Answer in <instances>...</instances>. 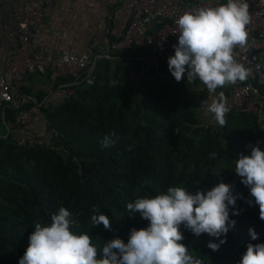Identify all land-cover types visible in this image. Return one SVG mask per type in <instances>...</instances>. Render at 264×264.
<instances>
[{"label":"trees","instance_id":"obj_1","mask_svg":"<svg viewBox=\"0 0 264 264\" xmlns=\"http://www.w3.org/2000/svg\"><path fill=\"white\" fill-rule=\"evenodd\" d=\"M111 54L117 58L98 60L84 81L67 87L70 94L62 103L41 108L47 131H58L52 144L30 147L25 137H12L13 128L6 137L3 129L0 264H19L35 224L49 226L60 207L73 214L70 230L87 233L100 250L112 239L127 243L133 228L148 227V221L126 209L136 198H154L169 187L206 193L219 183L232 185L238 196L235 208L229 206L236 223L226 243L213 252L207 245L219 240L208 234L196 237L183 226L180 243L202 264H239L248 243H264L259 206L235 174L240 154L250 156L252 147L264 151V110L240 113L229 103L226 125L220 127L214 114L206 117L199 106L209 94L206 86L198 79L188 82L187 75L177 82L168 70V57L159 58L156 68L144 46ZM228 89L215 94L223 91L229 98ZM33 106L31 101L9 103L4 110L7 125ZM0 127H5L1 121ZM113 132L115 143L103 147L104 137ZM235 211L240 214L232 215ZM98 214L109 217L111 230L93 225L91 217ZM250 228L258 239L251 238Z\"/></svg>","mask_w":264,"mask_h":264},{"label":"clouds","instance_id":"obj_2","mask_svg":"<svg viewBox=\"0 0 264 264\" xmlns=\"http://www.w3.org/2000/svg\"><path fill=\"white\" fill-rule=\"evenodd\" d=\"M251 22L247 0H227L216 7H200L183 13L176 21L179 29L174 55L168 58V70L177 82L187 73V81L199 80L211 94L217 89L245 81L250 69L238 62L240 52L247 51ZM115 83V82H113ZM218 126L226 125L230 105L224 92L208 105ZM115 133L106 135L102 146L115 143ZM214 155V154H213ZM235 174L250 189V195L259 206V218L264 221V151L252 147L251 155L240 154L235 161ZM237 195L233 186L219 183L211 190L189 193L185 188L169 187L166 194L154 198H136L126 209L149 222L147 228L130 231L128 242L116 238L105 242L102 249L92 243L87 233L71 231L72 213L60 207L51 216L49 226L35 224L29 236L28 247L19 264H202L189 254L181 226L196 237L208 234L219 240L207 246L213 252L226 243V235L234 228L229 206L235 208ZM251 206L252 202H248ZM93 211H96L93 209ZM235 211L232 215H239ZM94 226L111 230V221L104 214L93 215ZM253 240L258 239L249 229ZM225 239H220V237ZM239 264H264V243L246 245Z\"/></svg>","mask_w":264,"mask_h":264},{"label":"built area","instance_id":"obj_3","mask_svg":"<svg viewBox=\"0 0 264 264\" xmlns=\"http://www.w3.org/2000/svg\"><path fill=\"white\" fill-rule=\"evenodd\" d=\"M53 0H27L22 9L15 11L17 24V46L12 52L5 74L0 76V110L12 102V86L23 79L26 73L43 74L53 65L54 70L62 77L78 78L86 71L93 60L90 50L83 54L69 51L53 64L43 57L29 53V45H38L43 27L45 7ZM3 0H0V5ZM116 6L128 3L132 7V16L120 38L109 42L100 55H110L136 46H144L147 54L152 57H170L174 53V45L178 44L179 29L175 21L185 12L200 7H216L227 0H108ZM251 22L246 26L248 45L246 52H240L237 59L251 75L243 82L229 85L228 102L240 113H257L264 110V0H247ZM187 74V73H185ZM255 82L260 91L254 86ZM259 92L262 96L258 95ZM219 95L209 93L199 101L203 114L208 117V105ZM27 118L15 115L9 127H23ZM58 131L53 129L44 135L27 134L25 143L30 147H46L54 142Z\"/></svg>","mask_w":264,"mask_h":264},{"label":"crops","instance_id":"obj_4","mask_svg":"<svg viewBox=\"0 0 264 264\" xmlns=\"http://www.w3.org/2000/svg\"><path fill=\"white\" fill-rule=\"evenodd\" d=\"M26 1L3 0L0 5V76L5 74L17 46L18 29L14 13L22 9ZM131 16L132 7L124 2L112 6L108 0H53L45 7L40 42L38 45L31 43L29 53L42 55L52 64L69 51L83 54L90 50L93 58L97 57L109 42L121 37ZM89 75L87 69L76 78L78 82L75 83H81ZM134 77L131 76L133 81L136 80ZM61 78L51 65L45 73H26L20 82L14 84L12 104L19 106L31 101L35 106L18 114L27 118L23 128L11 130L6 125L0 127V138L3 129L7 132L4 137L11 130L12 137L18 140H23L26 131L36 136L44 135L47 129L41 108L55 107L70 94V90L66 89L69 84ZM37 97L41 98L40 103H37Z\"/></svg>","mask_w":264,"mask_h":264},{"label":"water","instance_id":"obj_5","mask_svg":"<svg viewBox=\"0 0 264 264\" xmlns=\"http://www.w3.org/2000/svg\"><path fill=\"white\" fill-rule=\"evenodd\" d=\"M113 58H116V57H113V56H110V55H98L97 57H94L93 60H92V62L90 63L89 68H88V73L89 74L93 73V71L96 68V62H97V60H100V59H113ZM153 59L155 61V67L158 68L159 58L155 56V57H153ZM186 75L187 74H185L184 76H186ZM238 83H241V82L238 81L236 84H238ZM75 84H78V83H71V84H69V86H73ZM257 94L260 95V96H262L259 92H257ZM1 119L3 121V124L7 126L6 121H5L4 111H2Z\"/></svg>","mask_w":264,"mask_h":264},{"label":"rangeland","instance_id":"obj_6","mask_svg":"<svg viewBox=\"0 0 264 264\" xmlns=\"http://www.w3.org/2000/svg\"><path fill=\"white\" fill-rule=\"evenodd\" d=\"M134 78H136V77H134ZM11 90H12V89H11ZM11 94H12V91H11ZM12 97H13V94H12ZM12 102H13V100H12ZM4 110H5V107H4L3 109L0 110V121H2L1 116H2V111H4ZM4 115H5V111H4ZM20 116L24 117V115H20ZM5 121H6V120H5ZM6 124H7V122H6ZM7 126H9V125H7Z\"/></svg>","mask_w":264,"mask_h":264}]
</instances>
